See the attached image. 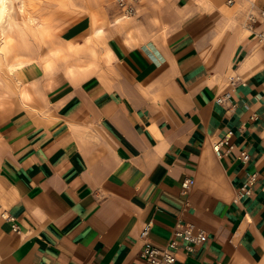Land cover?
Returning <instances> with one entry per match:
<instances>
[{
    "label": "crops",
    "instance_id": "obj_1",
    "mask_svg": "<svg viewBox=\"0 0 264 264\" xmlns=\"http://www.w3.org/2000/svg\"><path fill=\"white\" fill-rule=\"evenodd\" d=\"M108 6L60 29L79 49L50 73L30 54L16 77L35 110L0 78V264H148L143 227L165 249L178 223L205 239L175 264H264V44L246 5L142 0L119 25Z\"/></svg>",
    "mask_w": 264,
    "mask_h": 264
},
{
    "label": "rangeland",
    "instance_id": "obj_2",
    "mask_svg": "<svg viewBox=\"0 0 264 264\" xmlns=\"http://www.w3.org/2000/svg\"><path fill=\"white\" fill-rule=\"evenodd\" d=\"M12 1L13 8L10 14L19 27L15 30L13 38L14 40H12L13 42L8 43L9 46L7 45L5 63L7 67L9 65L15 66L16 70L12 74V76H10L9 74H7V68H0V78L3 79L4 83L6 84V91L8 92V94H11L12 97L16 99L17 104L20 107L22 101L19 98V94L21 90H27L33 95V92L36 89L34 81L24 83L16 77V74L19 73L25 67L26 64L35 62V59L32 58L30 54H39L38 61L41 63L44 73H46V70L47 73H50L51 69L53 70V68L55 67V58L65 56V53L77 54V51L79 49L78 44H73L70 42L66 44L67 47L65 50L61 48L63 46V43L60 39H58V33L61 32L60 29L66 25L68 26L72 24V22L80 16H89L95 10L107 9L109 7L108 4H117V0ZM22 1H25V3L27 4L24 8L25 13H23L20 8V4H22ZM252 1L264 4V0H232V3L243 6L246 5L247 11L248 6ZM25 9L27 12L25 11ZM120 10L122 11V9ZM135 15L136 13L133 16ZM27 16H31V18L33 19L32 24H29L27 22ZM96 27V20L94 17H92L91 34L84 39V42L93 43L94 40H97L94 36V29ZM16 53L27 54V56L18 55ZM91 54L92 57H95L97 55L94 50L91 51ZM11 58L12 61L9 62L8 60ZM70 66L72 67L73 65ZM15 80L18 81V84L14 82ZM4 107L7 110H13L12 101L7 99L6 103L4 104Z\"/></svg>",
    "mask_w": 264,
    "mask_h": 264
},
{
    "label": "built area",
    "instance_id": "obj_3",
    "mask_svg": "<svg viewBox=\"0 0 264 264\" xmlns=\"http://www.w3.org/2000/svg\"><path fill=\"white\" fill-rule=\"evenodd\" d=\"M141 0H117V5L122 9V12H126L131 17L135 14L134 5L138 4ZM228 4H232V0H228ZM258 25L264 26V7L259 6L256 2H250L246 11L243 26L244 29L252 33L257 37L258 41L264 44V31H256ZM224 98H219L218 102H222ZM223 141H219L214 144L213 149L216 153H219V149L222 146ZM239 159L246 163L249 160V156L245 152L240 153ZM255 180V175L250 177L247 184H244L240 190L236 193L235 200L242 198L243 196H249L251 193L250 186ZM192 184V180H187L183 183V189H188ZM8 220H13L9 216ZM13 230L18 231L17 226L13 225ZM150 231V225L147 224L140 232V239L143 241V247L140 251L141 259L145 260L148 264H175L176 259L173 254V249H176L179 243L185 244L187 252H195L196 249L203 243L205 239V233L194 226L189 224H176L172 230V236L168 242L167 248L160 249L148 242V236Z\"/></svg>",
    "mask_w": 264,
    "mask_h": 264
},
{
    "label": "bare ground",
    "instance_id": "obj_4",
    "mask_svg": "<svg viewBox=\"0 0 264 264\" xmlns=\"http://www.w3.org/2000/svg\"><path fill=\"white\" fill-rule=\"evenodd\" d=\"M20 5H21V7H20L21 10L23 11V13H25L24 12V8L26 7L27 4L25 3V1H22V4H20ZM12 8H13V1L12 0H0V43H1L0 44V68H4V69L7 68V74H9L10 76H12V74L15 72L16 68H15V66H10V65L8 67L6 66L5 58H6V53H7V45H8V43L13 42L12 40H14L13 38H14L15 30L19 27L17 25V23L14 21V18L10 14ZM25 11H26V9H25ZM124 13L118 15L113 20V23L119 25L122 22H124V20L127 19L128 17H131L126 12H124ZM27 22L29 24H32L33 23V19L31 18V16H27ZM242 27L244 28L243 24H242ZM20 29H21V27H20ZM23 34H25V33H23ZM14 82L16 84H18V81L17 80H15ZM36 94L37 95L40 94V91L36 90ZM19 98L21 99L22 104L25 107L30 108V110H35L36 109L35 107L32 106L33 98L34 97L30 94L29 91H27V90H21V92L19 94Z\"/></svg>",
    "mask_w": 264,
    "mask_h": 264
}]
</instances>
